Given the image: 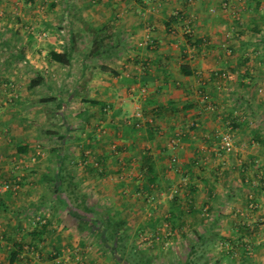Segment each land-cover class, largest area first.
<instances>
[{
  "label": "crops",
  "instance_id": "crops-1",
  "mask_svg": "<svg viewBox=\"0 0 264 264\" xmlns=\"http://www.w3.org/2000/svg\"><path fill=\"white\" fill-rule=\"evenodd\" d=\"M227 131L231 154L219 150ZM58 149L102 208L138 210L132 240L144 259L185 264L207 238L199 264H264L261 0H0V185L21 178L10 199L0 192V264L16 241L25 246L13 264H123L61 201ZM225 240L247 252L228 256Z\"/></svg>",
  "mask_w": 264,
  "mask_h": 264
},
{
  "label": "trees",
  "instance_id": "trees-1",
  "mask_svg": "<svg viewBox=\"0 0 264 264\" xmlns=\"http://www.w3.org/2000/svg\"><path fill=\"white\" fill-rule=\"evenodd\" d=\"M49 57L58 61L62 64H67L68 59L66 58V53H60L55 50L49 51ZM149 104L154 103V100L148 101ZM151 137L153 135L151 134ZM56 155L59 156L60 161L58 167H60L61 172H64L62 177H59L56 186H58L57 191L61 195V201L68 207H72L76 216H78L83 223L87 224L88 231L95 233L98 236L100 244L108 252L112 253L116 260L120 261L123 264H153V259L151 257L145 258L144 253H140L134 250V245L129 249L126 245V241L130 238V233L133 231L132 228L137 226L139 221V212L138 210H133V215H130V218H126L122 215H119L116 211H109L100 206L97 199L90 198L88 195L83 193L80 189V185L75 180V175L73 171L67 165V158L64 157L63 151L56 152ZM148 181L157 180L154 176L156 172L155 161H149L146 163ZM195 162L189 163L188 166H184L185 171H188L193 167ZM232 175L231 171L228 173V177ZM1 194V193H0ZM3 195V194H2ZM0 196V206L4 201L3 197ZM14 195V192L11 189H8L5 193V198L10 199ZM42 229H45L47 225H42ZM33 236L40 234L39 229L36 227L31 232ZM217 235V233H216ZM211 236V235H210ZM212 238L214 235L211 236ZM217 237V236H215ZM214 244L212 239L203 238L199 243H195L193 246L192 252L189 258L186 260L185 264H199L198 257V248L203 249L202 254L207 250V246ZM223 244L227 245L228 256H235V248H241L240 253L247 252L244 243H230L226 240L223 241ZM25 243L23 241H16L14 243L15 250L10 254L8 261L9 264H13L21 251L24 249ZM198 246V248H197ZM201 246V247H200ZM144 261V263H143ZM208 263V259L204 261V264Z\"/></svg>",
  "mask_w": 264,
  "mask_h": 264
},
{
  "label": "built area",
  "instance_id": "built-area-1",
  "mask_svg": "<svg viewBox=\"0 0 264 264\" xmlns=\"http://www.w3.org/2000/svg\"><path fill=\"white\" fill-rule=\"evenodd\" d=\"M194 0H190V2H192ZM243 3H246L247 0H241ZM229 5V1L224 3V7H228ZM261 9L264 10V0H261ZM211 10L214 12L217 9L211 8ZM31 32H35L36 31V27L35 26H31L30 27ZM38 32V31H37ZM37 37H45L48 35V31H39L37 34ZM229 53H232L233 50L232 49H228ZM142 95L145 96L146 95V89H142L141 91ZM209 108H212V106L210 105ZM137 117H142V112L140 109H138L137 113H136ZM180 143V140L178 138H171V145L173 147L178 146ZM219 150L221 152L227 153V154H231L233 152H235L236 150V145H235V140H234V136L231 132L227 131V132H223L220 136V145H219ZM178 162H179V158L177 155H174L171 158V164L173 165V167L178 170ZM258 163V161H256ZM20 181L21 178L18 177L16 182H11V181H3L0 185V192L11 189V190H18L20 189ZM152 199V198H151ZM255 204L251 203V207H254ZM3 236L1 235L0 238H2ZM153 240V235L151 233H145L142 236V243L146 242L147 244L152 243ZM145 244V243H144ZM64 264H72L71 258L70 256H67V258L64 260Z\"/></svg>",
  "mask_w": 264,
  "mask_h": 264
},
{
  "label": "rangeland",
  "instance_id": "rangeland-1",
  "mask_svg": "<svg viewBox=\"0 0 264 264\" xmlns=\"http://www.w3.org/2000/svg\"><path fill=\"white\" fill-rule=\"evenodd\" d=\"M225 180H226V178H225ZM237 180H239V178H237ZM228 181V180H227ZM223 183H224V185H228V183L226 184V182H224L223 181ZM233 185H235L234 183H233ZM232 185V186H233ZM229 186V185H228ZM222 187H223V185H222ZM227 189V188H226ZM177 192L178 191H176L175 193H174V196H175V194H177ZM243 195V194H242ZM244 196V195H243ZM222 197H219V201H225L224 199H221ZM244 199H241V198H239V200L238 199H233L232 201H236V202H238V203H244V201H243ZM131 215V214H130ZM136 227L137 226H135L134 228H132L133 229V231H131L132 233H134L133 234V236L131 235V233H130V238L128 239V241H126V245L128 246V250L132 247V244L135 246L136 245V243L135 242H133V240H132V238L133 237H135V236H137L138 235V231H134L135 229H136ZM137 232V233H136ZM147 232V231H146ZM145 231H142L141 233L142 234H145L146 233ZM136 233V234H135ZM140 234V233H139ZM152 234V233H151ZM135 235V236H134ZM153 240H154V234H153ZM154 244V246H155V243H153L152 242V245ZM223 245H225V244H223ZM149 247H152L151 245L149 246ZM154 248V247H153ZM180 248L182 249L181 251H182V253H184V251L185 250H187L186 248H188V246L187 245H182V246H180ZM178 250V249H177ZM130 251V250H129ZM179 252V251H178ZM180 253V252H179ZM163 254H165V250H164V252L162 253V256H164ZM175 258H172V257H169L170 258V260H168V261H170V264H177V263H180V262H182V258L181 257H179V258H176V256H174ZM169 258H167V259H169ZM205 260H207L206 258L205 259H203V261H205Z\"/></svg>",
  "mask_w": 264,
  "mask_h": 264
}]
</instances>
